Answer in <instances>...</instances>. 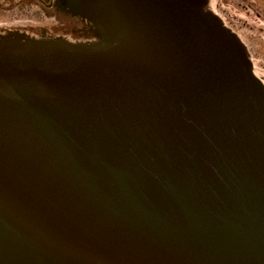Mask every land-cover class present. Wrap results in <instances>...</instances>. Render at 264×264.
<instances>
[{"label":"water","instance_id":"95a60500","mask_svg":"<svg viewBox=\"0 0 264 264\" xmlns=\"http://www.w3.org/2000/svg\"><path fill=\"white\" fill-rule=\"evenodd\" d=\"M206 6L74 0L102 41L0 35V264H264V82Z\"/></svg>","mask_w":264,"mask_h":264},{"label":"rangeland","instance_id":"374dc122","mask_svg":"<svg viewBox=\"0 0 264 264\" xmlns=\"http://www.w3.org/2000/svg\"><path fill=\"white\" fill-rule=\"evenodd\" d=\"M11 1L14 4L17 0ZM262 1L208 0V7L213 9L226 21L228 27L243 38L248 47V54L254 61L255 72L264 82V30H262L264 28V9L259 7ZM28 2L34 7L35 12L39 10L43 14L35 16L17 14L15 17L17 19L5 16L0 19V32H6L7 29H10L19 31L24 36L31 38L57 39L64 37L70 41H75L77 38L89 34L85 32L86 28L89 27L85 26L83 29L84 23L75 21L66 9L61 10V14L64 16L58 24L56 12L46 11V5L38 4L37 0L34 2L28 0ZM53 10L55 11V9ZM64 12L66 13L63 14ZM258 14H260L259 17ZM65 21L66 25L64 26L62 24ZM90 32L92 36V30Z\"/></svg>","mask_w":264,"mask_h":264},{"label":"flooded vegetation","instance_id":"af4514ba","mask_svg":"<svg viewBox=\"0 0 264 264\" xmlns=\"http://www.w3.org/2000/svg\"><path fill=\"white\" fill-rule=\"evenodd\" d=\"M35 0H32V2H34ZM48 1V3H47ZM37 0V3L45 6V10L46 11H50L52 13L56 12L57 15V19H58V24L60 22V20L63 18L64 15H62L61 10L62 9H66L69 14L71 15V17L74 18L75 21L80 22L82 21L83 24V29L85 28V26H88L89 28H86L85 32L89 33L86 34L84 37H79L77 38L75 41H70L65 39L64 37H59L57 39H53V40H58V39H64L66 41H69L71 43H93V42H100L102 41L105 37L103 36V34L100 33V31L98 29H96V27H94L90 22H88L86 19L80 17V16H74L73 13L71 12L69 5L72 1L74 0ZM13 1L11 0H0V19H2L3 17L7 16V17H11V18H15L17 17V14L20 15H25V16H35V15H41L43 14L42 11L37 10L36 12L34 11V7L32 5L29 4L28 0H17L14 4L12 3ZM19 2V3H18ZM20 4V5H19ZM262 7V9H264V0L260 3V6ZM44 9V7H42ZM207 9L211 10L212 12H214L221 20L224 26H226L228 29L232 30L230 27L227 26L226 21L220 17L213 9L208 7V0H207ZM55 9V11L53 10ZM66 12H64L63 14H65ZM46 14V13H45ZM47 16V15H46ZM260 16V14H258V17ZM17 19V18H15ZM259 19V18H258ZM261 20V19H260ZM89 24V25H88ZM62 25H66V21L63 22ZM91 27V28H90ZM92 30V36H91V31ZM262 30H264V28H262ZM233 31V30H232ZM234 32V31H233ZM13 33H20L19 31H14V30H10L7 29L6 32H0V35H8V34H13ZM236 33L239 38L242 40V42L245 44V46L247 47L245 41L243 40V38L240 36V34ZM21 35L24 34L20 33ZM25 38H30V37H25ZM45 39V38H43ZM247 54H248V47H247ZM249 56V54H248ZM250 58V56H249ZM251 59V58H250ZM253 66H254V61L251 59ZM254 72H255V67H254ZM256 74V72H255ZM258 76V74H256ZM259 77V76H258ZM260 78V77H259ZM261 79V78H260ZM262 80V79H261ZM263 81V80H262Z\"/></svg>","mask_w":264,"mask_h":264}]
</instances>
